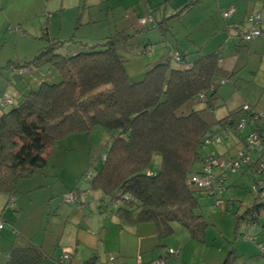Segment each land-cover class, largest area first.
<instances>
[{
    "label": "crops",
    "instance_id": "crops-1",
    "mask_svg": "<svg viewBox=\"0 0 264 264\" xmlns=\"http://www.w3.org/2000/svg\"><path fill=\"white\" fill-rule=\"evenodd\" d=\"M189 1L0 0V40L6 39L5 34L15 35L14 40L6 39L13 45L12 51L6 49L2 52L0 46V116L18 106L23 96L42 82L60 79L49 64L22 65L37 53L40 33L64 42L61 46L68 41L75 43L66 46L64 53L68 54H75L84 45L116 31L134 33L129 52L123 53L130 79H137L150 63L170 51L185 55L189 61L200 54L218 53V61L228 71L227 79L231 80H236L243 69L248 70L252 58L253 70L244 72V75L245 78L249 76L246 82L255 79L264 70V22L259 25L260 35L249 41L242 39L241 33L253 26L247 19L250 14L264 12V1L196 0L182 10ZM229 7L234 9L224 17L222 11ZM148 15L152 21L140 24L139 18ZM157 24L168 27L164 35L159 32ZM145 35L152 37L156 44L144 43ZM21 46H25L23 51ZM144 46H150L152 50L144 51ZM21 58L25 60L19 63ZM13 64L25 70L20 74L13 72ZM227 79H216L222 84L216 88L218 98L226 108L222 116L248 104L243 85H229ZM260 79L264 82V75ZM5 98L10 102H4ZM248 105L264 110V104L259 107ZM230 139L233 138L209 145L204 154L214 151L220 160L228 159L234 154L238 142L232 143ZM228 141L231 142L228 144ZM262 154L255 151L252 157L257 159ZM90 161L91 154L87 151L79 158V165L72 167V162H77L73 153L50 151L43 167L17 181L14 194L0 192V219L4 222L0 232V264L7 262L12 242L18 235L41 249L44 254L42 264H57L63 250L69 253V257L61 264H95L96 261L105 264L109 255L113 256V264H153L152 261L167 248L178 249L179 255L166 257L164 264H264V252L258 247V243H264V209L254 224L248 225L241 217L253 198L246 203L238 201L233 217L215 215L211 220L214 228H205L202 241L191 238L185 228L174 226L171 235L161 237L153 222H122L107 204V198L98 191L88 192V181L80 179ZM67 163L70 165L68 171L67 167L65 169ZM246 169L251 171L247 166L226 172L223 191L208 195L213 198L214 207L221 206L224 213L230 212L234 198L225 199L226 189L229 182L236 181L241 174L249 175ZM223 171V167H215L214 174ZM69 192L77 195L75 202L66 201ZM219 193L223 195L220 197L222 204H216ZM201 215L204 219L205 216ZM243 234L252 239H243Z\"/></svg>",
    "mask_w": 264,
    "mask_h": 264
},
{
    "label": "trees",
    "instance_id": "trees-1",
    "mask_svg": "<svg viewBox=\"0 0 264 264\" xmlns=\"http://www.w3.org/2000/svg\"><path fill=\"white\" fill-rule=\"evenodd\" d=\"M156 26L162 35L168 30L164 24ZM133 34L116 31L75 54L59 53L62 42H50L22 64H49L60 79L42 82L0 116V192L14 194L19 179L45 165L57 139L72 133L90 137L95 127H102L109 140L98 164L91 153L89 176L84 171L80 179L88 181V192L107 198L122 222H153L161 237L171 235L178 223L191 238L202 241L207 224L197 209L199 196L209 194L189 178L199 172L202 150L211 145L206 139L233 125L242 107L216 117V79L229 78L218 53L200 54L191 61L180 55L183 62L177 66L166 53L130 79L123 53L129 52ZM196 101L203 106L192 108ZM187 104L191 108L180 111ZM154 154L160 157L156 170L151 168ZM262 209L264 197L253 195L241 217L251 225ZM43 259L38 246L18 235L5 264H42Z\"/></svg>",
    "mask_w": 264,
    "mask_h": 264
},
{
    "label": "built area",
    "instance_id": "built-area-1",
    "mask_svg": "<svg viewBox=\"0 0 264 264\" xmlns=\"http://www.w3.org/2000/svg\"><path fill=\"white\" fill-rule=\"evenodd\" d=\"M233 7H229L226 10L222 11L224 17H228L233 11ZM253 23V26L241 33L242 39L249 41L260 35V23L264 22V12H256L250 14L247 18ZM152 18L150 15L143 16L139 18V23L144 25L150 23ZM152 49L150 46L146 47V51L150 52ZM169 56L171 59L177 63H182L183 60L178 52L170 51ZM186 67H189L190 64L186 62ZM13 72L20 74L25 69L23 67H17L14 64L11 65ZM199 98L202 99L204 96L203 92L198 94ZM4 102L9 103L8 98L3 99ZM242 114L234 122L233 125H228L221 127L217 131H213L210 135V138L206 139L205 143L208 144H220L223 139L229 138L232 134H237L239 137V143L236 146L234 155L225 160H220L214 151H208L203 155L202 161L200 163L199 172L194 173L189 178V183L194 184L199 188H202L205 193L209 195H214L216 191L222 192L224 189L223 182L227 177L226 172L231 171L235 172L243 167H251V171L254 173V177L249 185V190L253 195L258 197H264V179H261L256 176L259 172L264 171V154L259 158L253 159V152L264 153V110L253 109L248 104H243ZM248 128L247 134L244 136L241 135V132L244 128ZM215 167H223L224 171L220 174L215 175ZM86 177L89 176V170L85 173ZM77 195L74 192H69L66 194L67 202H75ZM216 199V204H222V200ZM259 214L253 215L254 219L252 224L257 222ZM249 224V223H248ZM4 226V222L0 219V232ZM243 239L250 240L252 237L244 234ZM259 250L264 252V243H258ZM179 251L176 248H168L164 254L159 255L156 259L152 261L153 264H164L166 257H177ZM69 253L66 250H63L60 257L57 259V264H61L64 260L68 259ZM139 258V256H138ZM95 264H101L99 261H96ZM105 264H113V256L109 255L108 262Z\"/></svg>",
    "mask_w": 264,
    "mask_h": 264
},
{
    "label": "rangeland",
    "instance_id": "rangeland-1",
    "mask_svg": "<svg viewBox=\"0 0 264 264\" xmlns=\"http://www.w3.org/2000/svg\"><path fill=\"white\" fill-rule=\"evenodd\" d=\"M9 29V28H8ZM80 31V30H79ZM5 32V29H4ZM140 33V32H139ZM26 33H24L25 35ZM23 35V33H22ZM146 36V35H145ZM4 38L8 39H15V35L13 34H5ZM144 39L143 42H151L152 44H156V42L154 41V39H152V37H143ZM6 39H2L0 40V46H2V52L5 51L6 49L9 50H13V45L8 42ZM58 41L57 39L50 37L48 35H44L43 33H40L39 35V39H38V43L40 44V46H38V52H40L41 50H45L48 48V46H50V42H55ZM101 41V40H98ZM60 42V41H59ZM96 42V41H92L89 45H84L83 48L85 50H89V46L92 47V44ZM64 42H62L63 44ZM75 43L68 41L64 44V46H59L57 47L56 51L59 53H64L66 50V46H71ZM79 45V44H78ZM20 49L23 51L25 49V46H21ZM37 53L31 55V58L36 55ZM23 58L18 59V62H23ZM14 62H17L15 60H13ZM12 61V62H13ZM253 64V60L251 58V61H249V67L247 68L248 70L243 69L241 72V75H238L236 80H231V79H227V83L229 85H233L236 84L237 87H242V91H243V95L246 96L247 98V102L248 104L254 106V107H259L262 104H264V82H261L260 76L264 75V70L260 71L259 74L257 75V77L255 79H253L252 81L246 82V78L249 77L248 75H246L247 77L245 78L244 72L249 71V70H253L251 69ZM172 66H177L176 62H171ZM248 74V72L246 73ZM243 75V76H242ZM260 75V76H259ZM221 80V79H220ZM230 80V81H229ZM244 81V82H243ZM218 86H221L222 84L220 83V81H217ZM219 99V98H218ZM217 99V100H218ZM203 102L201 101H196L193 106H191L192 108H198L203 106ZM217 109H216V117L220 118L225 112H226V108L223 106L222 102L219 99V102L217 101ZM189 105H184L180 111H184L187 112L189 110ZM248 132V128H244L241 132V135L244 136L245 134H247ZM79 135V136H78ZM81 135V136H80ZM90 137L88 134L85 133H72L69 135H66L60 139H57L54 143V145L51 147V151H61L62 153L64 152H69V153H73V155L77 156V162L73 163L72 167H77L79 165V158L83 155L84 152H89V154L92 153L93 156V161L95 163H98L99 159H100V155L101 153H103L105 147L104 144L107 142V140H109V135L107 132L104 131V129L102 127H95L92 132H90ZM229 138H233L230 139L232 141V143L238 139L239 137L237 134H232ZM226 140H228V138L223 139L222 143H224ZM228 141V144L231 142ZM239 143V141H238ZM234 147V146H233ZM209 148V147H208ZM73 151V152H71ZM203 152H205V150H202ZM235 152V151H234ZM89 155H88V159H89ZM59 158V157H58ZM61 158V156H60ZM69 163H67V165H65V169L66 171L70 170V165H68ZM89 164V162H88ZM159 164H160V157L158 156V154H154L153 156V160H152V164H151V168L152 170H156L159 168ZM77 165V166H76ZM246 171H248L246 169ZM248 174H241L238 178H236V181H230V186L228 189H226V193H225V199H228L229 196H232L234 198L233 201V205H231V210L230 212H226L224 213L222 211L221 206L219 208L214 207V203H213V198L209 197V196H199V201H200V206L197 209V212H199L200 214L202 213L205 216V220L208 223L206 229H213L214 225L212 226V218L215 215H228L233 217V213L235 211V207L239 205V202L242 203H246V202H250L253 198L252 193L249 191V185L254 177V173L252 171H248ZM257 177H264V174H256ZM222 193L218 194V197H222ZM5 218H7V216H5ZM7 223L9 224V221H7ZM245 222H244V227H245ZM174 227L179 228V229H183L182 226H180L178 223H174L173 224ZM210 232V231H209ZM244 232V231H243Z\"/></svg>",
    "mask_w": 264,
    "mask_h": 264
}]
</instances>
